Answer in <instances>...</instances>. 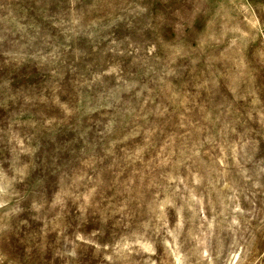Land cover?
<instances>
[{
  "label": "rangeland",
  "instance_id": "rangeland-1",
  "mask_svg": "<svg viewBox=\"0 0 264 264\" xmlns=\"http://www.w3.org/2000/svg\"><path fill=\"white\" fill-rule=\"evenodd\" d=\"M0 264H264V0H0Z\"/></svg>",
  "mask_w": 264,
  "mask_h": 264
},
{
  "label": "bare ground",
  "instance_id": "bare-ground-1",
  "mask_svg": "<svg viewBox=\"0 0 264 264\" xmlns=\"http://www.w3.org/2000/svg\"><path fill=\"white\" fill-rule=\"evenodd\" d=\"M237 257H235V259H236Z\"/></svg>",
  "mask_w": 264,
  "mask_h": 264
}]
</instances>
